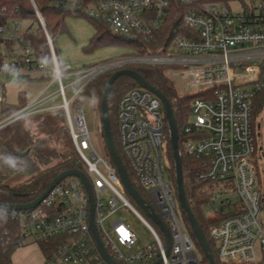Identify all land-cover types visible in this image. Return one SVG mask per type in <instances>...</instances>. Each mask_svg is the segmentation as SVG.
Segmentation results:
<instances>
[{"label":"built area","instance_id":"built-area-1","mask_svg":"<svg viewBox=\"0 0 264 264\" xmlns=\"http://www.w3.org/2000/svg\"><path fill=\"white\" fill-rule=\"evenodd\" d=\"M29 1L49 55L37 61L31 41L22 38L23 32L33 34L34 28L12 37L7 35V25L13 24L14 33L19 31L17 22L0 25V73L16 72L17 79L26 83H47L30 100L2 115L0 130L34 116L57 113L62 117L85 170L93 221L108 255L117 264H152L159 259V264H199L201 258L178 214L177 193L165 162L166 118L159 98L140 87L131 89L118 101L116 114L125 162L150 201L145 203L169 233L167 254L163 232L127 195L110 158L95 149L85 124L83 109L90 99L82 95L84 88L110 70L140 66L163 68L179 97L192 96L187 120L177 134L185 154L197 162L193 181L207 183L204 210L209 212L204 214L218 217L208 232L218 262L264 261L260 218L264 195L258 173L264 149L257 144L259 126L252 118L254 98L264 89V0H48L52 8L99 21L117 37L136 43L159 35L171 16V5H192L181 15L179 29L159 35L164 47L147 54L127 50L119 60L79 69L58 59L54 39ZM231 4L240 11L232 13ZM2 92L0 84V102ZM121 210L130 211L142 223L152 242L141 246L127 221L112 220ZM10 213L21 225L22 243L62 239L54 252L42 255L41 264L101 260L89 226L88 194L78 178L62 180L34 209Z\"/></svg>","mask_w":264,"mask_h":264},{"label":"trees","instance_id":"trees-1","mask_svg":"<svg viewBox=\"0 0 264 264\" xmlns=\"http://www.w3.org/2000/svg\"><path fill=\"white\" fill-rule=\"evenodd\" d=\"M39 15L42 17L45 30L51 38L64 32V20L67 17H83L76 13H65L59 9L49 6L48 0H32ZM225 1V0H223ZM191 4L181 6L171 5V16L166 20L159 35L165 36L176 28L181 27V15L185 10L191 8ZM85 18V17H83ZM93 28V35L86 46V52H93L102 47H121L128 51L147 54L164 47V38L156 36L146 43L125 41L112 34L109 28L89 18ZM28 21L35 26L33 34L22 33L24 40H30L37 61L49 55L46 39L37 17L29 0H0V25L9 22ZM30 28V27H29ZM1 42V40H0ZM8 43V42H7ZM0 56V71H1ZM129 69L138 73L150 86L160 91L170 103L178 132L186 122L189 114V102L192 96L179 97L174 83L169 80L163 68L131 66ZM104 73L94 78L83 90L82 95L100 104L104 88L108 78L114 73ZM138 88L134 80L122 76L113 83L107 104V115L109 130L115 150L126 170L128 179L136 189L140 197L148 204L150 201L146 194L137 184L133 174L121 153L118 139L115 140L113 131V116L116 117L117 104L120 98L129 90ZM24 94L20 95V104L26 102ZM1 115H7L16 107L2 102ZM116 105L115 111H110V105ZM261 113H264V89H262L253 101L252 118L255 121ZM30 121L32 130L23 126V122ZM259 132L261 130L260 124ZM117 132V129H116ZM118 138V133H117ZM55 146H52V144ZM164 143L165 156L169 162V177L171 185L176 193L175 169L172 160V151L169 141V132L166 120L164 119ZM179 155L181 159L182 172L186 174L183 189L188 207L200 227L215 264H220L215 257L213 243L209 237V228L218 222V217L208 218L204 214V206L208 200L206 182L195 183L192 173L197 169V162L184 152L182 140L178 138ZM24 154V156H22ZM101 154L106 155V148L103 140ZM75 170L85 174L82 164L67 133L64 121L57 113L39 115L28 118L16 124L0 130V205H26L37 199L48 187L51 181L64 171ZM133 202V201H132ZM11 211L4 213L0 211V264H12V254L16 249L30 243L21 242V225L11 218ZM182 222L191 237L193 244L200 254L199 264H209L203 256L199 244L192 233L191 227L186 219L184 211L180 209ZM61 238H53L47 241L36 243L41 254L46 257L54 252L61 244ZM94 264H104L101 260ZM260 264H264L262 261Z\"/></svg>","mask_w":264,"mask_h":264},{"label":"rangeland","instance_id":"rangeland-1","mask_svg":"<svg viewBox=\"0 0 264 264\" xmlns=\"http://www.w3.org/2000/svg\"><path fill=\"white\" fill-rule=\"evenodd\" d=\"M231 12L238 13L240 11L239 6L236 4H231ZM19 26V31L12 32V23L7 25L8 34L12 37H19L21 32L24 31L26 28H35V26L31 25L28 21H20L17 22ZM93 35V28L89 21L83 17H67L64 20V32L54 38V50L55 54L57 55L58 59L61 62H65L71 65L73 68H88V67H95L97 65H103L107 63H111L113 61L119 60L120 57L127 53V48L121 47H102L93 52H86V46L88 45L89 39ZM113 71L117 70H110L107 73H112ZM16 72H8L3 71L0 73V84L2 86V100L6 104L13 105L14 107H18L20 104L21 98L20 95L24 94L26 100H30L36 92H39L42 87L46 85V80H36L32 83L22 82L17 79ZM67 82H65L66 84ZM55 85L51 86L49 91H54ZM69 97V94H67ZM2 102H0V111ZM116 105H110V111H115ZM0 112V118H1ZM83 117L85 120V124L87 130L92 138V142L94 143L95 149L101 153V146H103V137L101 133L100 127V120H99V103L94 100L90 99V102L85 105L83 109ZM256 127L260 124V137L257 139V144L259 147L264 149V113H261L255 119ZM23 126L28 127L32 130L33 125L30 121L23 122ZM117 114L113 116V131H115V140L117 138ZM52 146H55L53 143ZM166 158V163L169 167V162ZM259 177H260V187L261 193L264 195V160L259 162ZM183 183L184 179L186 178V174L182 172ZM185 181H187L185 179ZM228 196V194H227ZM128 201L132 203V200L125 196ZM205 213L209 212L206 208L204 210ZM178 214L181 216L180 211ZM120 218L123 221H127L131 226L132 231L134 232L135 236L138 239V243L142 246L146 243L152 242L151 234L148 233L147 229L142 225V223L128 210H121L116 216L112 218L118 219ZM261 220H264V205H261V213H260ZM147 219V218H146ZM149 223L152 224V221L147 219ZM153 225V224H152ZM28 244L23 249H17V252H24L30 250V245ZM36 245V244H35ZM20 264H23L21 261Z\"/></svg>","mask_w":264,"mask_h":264},{"label":"water","instance_id":"water-1","mask_svg":"<svg viewBox=\"0 0 264 264\" xmlns=\"http://www.w3.org/2000/svg\"><path fill=\"white\" fill-rule=\"evenodd\" d=\"M126 76L131 78L136 82L138 87L146 89L153 93L155 96L159 98V100L162 103L167 128L169 132V141L171 145V151H172V160L174 164L175 169V182H176V193H177V202L179 205V208L184 211L186 219L191 227L192 233L195 236L199 247L201 249V252L203 256L207 259L209 264H215L212 255L208 251V245L206 242V239L198 226L196 220L194 219L188 204L186 202V197L183 189V177H182V167H181V159L179 155V148H178V134H177V127L176 122L173 116V111L170 106V103L166 99V97L157 89L150 86L138 73L131 69H119L115 71L107 80L104 92L102 95V98L100 100L99 104V120H100V127H101V133L104 140L105 148L107 156L110 158L116 173L118 175L119 181L122 184L125 192L127 195L135 202V204L143 211L145 216L150 219L154 224H156L159 229L163 232L166 242H167V249L166 254L169 251V233L167 229L165 228L164 224L161 222V220L157 217V215L152 211V209L149 207L148 204L145 203V201L140 197L136 189L132 186L130 183V180L128 179L126 170L115 150V147L113 145V141L110 135L109 130V120L107 115V104H108V97L111 90V87L113 83L118 79L119 77ZM24 156V154L22 155ZM68 177H76L80 180L81 184L83 185V188L85 189L86 193L88 194L89 203H90V215H89V226L92 234V238L95 242V247L97 250V253L101 259V261L104 264H117L107 253V251L104 249L100 238L97 234V230L95 228V224L93 221V197L90 189V185L86 179V176L80 172L75 170H68L64 171L61 174H59L56 178H54L51 183L48 185V187L45 189V191L32 203L26 204V205H19V206H13V205H0V211H28L34 209L53 189L54 187L59 184L62 180ZM160 259L152 264H159Z\"/></svg>","mask_w":264,"mask_h":264},{"label":"crops","instance_id":"crops-1","mask_svg":"<svg viewBox=\"0 0 264 264\" xmlns=\"http://www.w3.org/2000/svg\"><path fill=\"white\" fill-rule=\"evenodd\" d=\"M28 248H30V250L20 253L19 251L17 252L16 249L11 257L12 264H20L21 261L23 262V264H41L43 256L40 250L38 249L37 245L32 244ZM18 249L21 250L23 248L20 247Z\"/></svg>","mask_w":264,"mask_h":264}]
</instances>
